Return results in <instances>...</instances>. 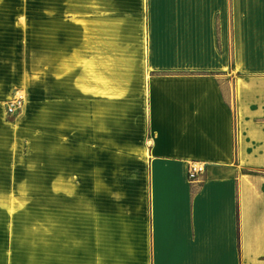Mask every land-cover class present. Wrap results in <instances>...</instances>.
Here are the masks:
<instances>
[{"label":"crops","instance_id":"1","mask_svg":"<svg viewBox=\"0 0 264 264\" xmlns=\"http://www.w3.org/2000/svg\"><path fill=\"white\" fill-rule=\"evenodd\" d=\"M20 1L0 0V264H264V0H47L46 52Z\"/></svg>","mask_w":264,"mask_h":264},{"label":"rangeland","instance_id":"2","mask_svg":"<svg viewBox=\"0 0 264 264\" xmlns=\"http://www.w3.org/2000/svg\"><path fill=\"white\" fill-rule=\"evenodd\" d=\"M21 3H30V4H35L36 8L34 7V11L30 12L31 18L32 19H36L37 22H42V26L41 25H37L36 26L38 28H41L42 32H37L36 31V43L35 44V49L36 51H41V52H46V49L43 51L44 47H47V0H29V1H20ZM46 9V10H45ZM29 14V13H28ZM69 16H72L73 18H75L74 13L70 14V13H66ZM25 21V17L21 18V22L24 23ZM217 79V82H219V84H221L222 87V91L223 94L225 95V98L228 99L229 93H230V87H231V82H230V76L226 75V76H217L215 77ZM23 95V94H22ZM13 98V97H12ZM8 102V101H7ZM5 103V110H6V104ZM24 105H26V101H25V97L23 95V107ZM21 109V110H22ZM6 114L8 116H10L11 114L7 113L6 110ZM12 118V117H10ZM39 198H37L38 200ZM5 203H4V209L6 212H11L12 215H16V214H42L44 212L47 211V204L42 203V202H24L22 199H18V197H10L5 199Z\"/></svg>","mask_w":264,"mask_h":264},{"label":"built area","instance_id":"3","mask_svg":"<svg viewBox=\"0 0 264 264\" xmlns=\"http://www.w3.org/2000/svg\"><path fill=\"white\" fill-rule=\"evenodd\" d=\"M22 107H23V97L20 95L14 96L12 99L8 100L6 104L7 113L11 115L21 110ZM204 172H205L204 164L198 162L191 163L188 168L189 181H195L197 178L201 177L204 174Z\"/></svg>","mask_w":264,"mask_h":264},{"label":"bare ground","instance_id":"4","mask_svg":"<svg viewBox=\"0 0 264 264\" xmlns=\"http://www.w3.org/2000/svg\"><path fill=\"white\" fill-rule=\"evenodd\" d=\"M18 95H20V96H22V97H23L22 93H18Z\"/></svg>","mask_w":264,"mask_h":264},{"label":"trees","instance_id":"5","mask_svg":"<svg viewBox=\"0 0 264 264\" xmlns=\"http://www.w3.org/2000/svg\"><path fill=\"white\" fill-rule=\"evenodd\" d=\"M238 214V213H237ZM239 238V237H238Z\"/></svg>","mask_w":264,"mask_h":264}]
</instances>
